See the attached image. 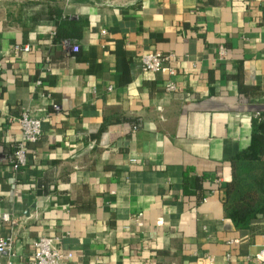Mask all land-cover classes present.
Listing matches in <instances>:
<instances>
[{"label":"crops","instance_id":"1","mask_svg":"<svg viewBox=\"0 0 264 264\" xmlns=\"http://www.w3.org/2000/svg\"><path fill=\"white\" fill-rule=\"evenodd\" d=\"M154 51L171 59L142 71ZM24 111L42 134L15 168ZM256 115L264 0H0V236L13 261L49 236L68 264H249L263 238L241 252L221 197Z\"/></svg>","mask_w":264,"mask_h":264},{"label":"trees","instance_id":"2","mask_svg":"<svg viewBox=\"0 0 264 264\" xmlns=\"http://www.w3.org/2000/svg\"><path fill=\"white\" fill-rule=\"evenodd\" d=\"M50 13L61 18L55 7L50 6ZM56 34L57 31L52 38L54 42ZM251 126L249 146L229 159L230 179L223 186L221 197L225 214L237 233L241 252L264 235V117L252 118ZM35 142L26 145L25 154L27 146ZM191 172V168L185 169L183 178ZM203 178L213 179V176L204 175Z\"/></svg>","mask_w":264,"mask_h":264},{"label":"built area","instance_id":"3","mask_svg":"<svg viewBox=\"0 0 264 264\" xmlns=\"http://www.w3.org/2000/svg\"><path fill=\"white\" fill-rule=\"evenodd\" d=\"M15 49H23L28 51V47L15 46ZM77 46L73 47L76 52ZM222 50V49H221ZM171 55H164L159 51L143 53L140 56L141 69L144 72H156L160 69L165 61H169ZM176 89L175 84L169 81L165 85V91L171 92ZM55 108V106H53ZM259 117V115H256ZM18 122L22 128V136L16 144L10 156V163L13 167L17 168L26 164V145L31 142L37 141L42 134V120L31 116L27 111H24L19 116ZM94 144L88 145V148H93ZM5 221L8 220L7 215L2 217ZM264 241V235H262ZM58 238L41 236L34 242V249L28 264H68L73 258V254L63 250L58 245ZM13 242L12 236H0V256L5 258L3 264H15L13 261ZM249 264H264V247L255 255L248 257ZM17 264V263H16Z\"/></svg>","mask_w":264,"mask_h":264}]
</instances>
